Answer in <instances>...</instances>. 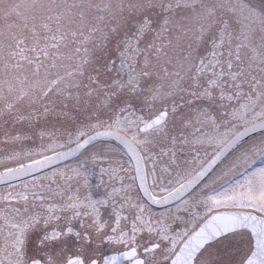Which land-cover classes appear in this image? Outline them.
I'll list each match as a JSON object with an SVG mask.
<instances>
[{
    "label": "snow or ice",
    "instance_id": "6c2138e0",
    "mask_svg": "<svg viewBox=\"0 0 264 264\" xmlns=\"http://www.w3.org/2000/svg\"><path fill=\"white\" fill-rule=\"evenodd\" d=\"M0 264H264V0H0Z\"/></svg>",
    "mask_w": 264,
    "mask_h": 264
}]
</instances>
